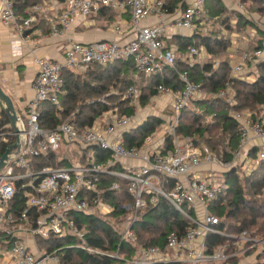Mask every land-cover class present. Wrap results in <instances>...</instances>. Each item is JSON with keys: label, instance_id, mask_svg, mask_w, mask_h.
Segmentation results:
<instances>
[{"label": "built area", "instance_id": "2783aa9c", "mask_svg": "<svg viewBox=\"0 0 264 264\" xmlns=\"http://www.w3.org/2000/svg\"><path fill=\"white\" fill-rule=\"evenodd\" d=\"M15 3V0H0L2 23L13 26L20 35H25L43 17L49 35L64 38L67 44L64 46V62L35 58L38 65L33 82L35 97L27 103L23 113L18 112L19 131L11 121L3 125L0 104V158L12 148L10 159L0 171L2 264H64L58 249L42 247L40 241L67 236L80 239L76 246L89 254L99 258H120L122 264H242L244 257L255 253L257 261H264V233L255 230L227 233L218 228L220 218L212 211L214 201L228 187L227 172L235 168L244 176H249L264 161V104L259 111L250 107L236 108L237 90L234 87V79L255 82L258 78L260 64L264 62V46L254 50L240 48V41L249 42L259 36L258 28L264 30V16L246 10L255 26L249 35H238L240 41L237 38L233 40L235 49L230 55L231 72L223 86L207 93L200 83L193 81L185 72L180 73L184 82L182 89L159 86L160 94L154 99L166 105L164 97L169 94L174 119L168 120V130L158 142L154 141L153 133L142 145L127 146L123 135L142 123L139 111L135 115H128L107 110L93 125L83 129L77 128L71 118L54 128H46L41 125L40 105L50 101L57 106L58 112L61 111L59 97L64 83V68L84 72L94 63L107 65L130 58L135 60L138 71L145 75L157 74L166 66H174L177 61L176 49L167 48L164 41L167 25L163 19L172 14L166 0H43L42 3L27 6L22 13H17ZM205 3L206 0H192L182 7L180 16L172 24L191 29L194 33L208 32L203 19ZM237 3L241 10L246 9L240 1ZM105 7L129 12L128 21L114 23L108 28L116 34L132 30L134 37L130 41L124 44L116 40L89 43L68 36V31L74 28L77 20L81 19L88 27L94 26L92 16ZM151 15H157L160 23L142 26L141 22ZM16 43L19 53L21 44L20 41ZM205 55L203 46L189 45L183 60L203 62ZM218 64L219 60L216 59L215 65ZM124 98L130 104L139 106L141 91L133 84ZM203 99L222 100L231 106L230 115L238 122L241 136L230 159L217 155L205 143L196 144L191 137L181 138L176 134L175 128L182 110L194 101ZM195 109L200 112L199 107ZM168 133L173 137V147L164 150ZM9 136L15 137L14 143L10 144ZM18 142L20 146L14 147ZM94 145L110 150L112 158L92 165L82 162L80 155ZM4 146L7 147L2 152ZM253 150L256 159L250 161ZM62 151L66 156H58V160L65 159L67 164L39 163L41 157ZM125 158L138 159L141 164L123 165ZM117 162L126 171L112 170L111 166ZM217 172L223 174V181L217 178ZM102 173L129 181L128 191L133 202L121 204L118 208L127 213L120 233L122 241L132 243L134 252L130 255H120V249L110 253L89 245L86 230L80 229L71 216L73 213L107 215L115 209L98 194ZM111 188L119 189L120 185L115 181ZM93 193L98 195L93 196ZM259 196L264 198L263 194ZM161 198L168 200L189 225L181 232L170 231L163 246L144 247L137 241L133 225L144 209L157 205ZM198 212L202 213L203 219L195 215ZM213 234L224 237L225 241L209 251L208 238Z\"/></svg>", "mask_w": 264, "mask_h": 264}, {"label": "trees", "instance_id": "16d2710c", "mask_svg": "<svg viewBox=\"0 0 264 264\" xmlns=\"http://www.w3.org/2000/svg\"><path fill=\"white\" fill-rule=\"evenodd\" d=\"M17 13H22L27 6L42 3L43 0H15ZM180 0H166L167 6ZM246 5L249 13L264 16V0H239ZM185 4V3H184ZM183 5V7H185ZM118 11L113 8H104L96 17H105V28L117 17ZM203 19L208 32H195L192 36H177L165 38L166 47L176 42L177 61L174 66H166L162 72L145 75L138 71L133 58L113 61L107 65L91 64L84 71L75 72L71 68L63 69V87L60 94L61 111L50 101L40 105L41 125L54 128L61 122L71 118V122L79 129L91 126L107 110H116L119 114L135 115L140 107H145L151 99L160 94L159 86L173 90L182 89L184 82L180 73H187L193 81L202 85L205 92L216 91L229 79L231 67L230 58L235 45L233 40H239L240 34L249 35L253 20L248 13L233 9L227 12L224 0H206ZM199 22V20L197 21ZM242 32V33H241ZM259 36L249 42H244L242 48L254 50L263 47L264 30L258 28ZM177 40V41H176ZM189 45L204 47L207 58L203 62L191 63L183 57ZM219 64L215 65V60ZM260 73L255 82L234 79L237 90L236 108H253L260 110L264 104V62L260 64ZM136 85L141 91L139 107L132 105L124 98L127 89ZM1 104V103H0ZM195 107L200 108L197 112ZM231 106L222 100H196L186 106L179 117L175 128L176 134L181 137H191L196 144L205 143L224 159H230L240 142V128L238 122L230 115ZM2 123L10 124V118L3 110ZM164 120L156 114L148 116L124 133V142L127 146H140L145 139L152 135ZM8 129V128H6ZM15 137L9 136L10 144ZM9 144V145H10ZM8 146V145H7ZM2 148V152L6 147ZM173 147V137L169 133L165 136L164 150ZM90 151V154H87ZM61 153L51 152L41 157V165H64L58 160ZM255 150L250 155H255ZM112 158L110 150L100 146H92L80 155V160L88 165L107 162ZM111 169L126 171L124 166L117 162ZM227 189L214 201L212 211L218 215V228L227 233L236 234L243 230H255L264 233V199L259 198L264 193V161L258 169L249 176H244L239 169H232L226 173ZM100 197L109 202L115 209L107 215L73 213L80 229L86 230L89 245L107 251L117 252L120 255H130L134 252L131 242L121 240V223L127 213L119 209L121 204H131L132 196L128 191L129 181L110 173L100 174ZM117 181L119 189H112V183ZM174 181V180H173ZM172 183V182H171ZM171 185V184H170ZM93 193V196H97ZM188 221L166 199L161 198L155 206L144 209L141 217L133 225L137 241L144 247L163 246L166 236L172 230L182 231L188 226ZM225 241L220 235H210L208 238L209 251ZM81 240L73 236L65 238H50L41 240L40 244L49 249H58L64 264H122L120 258L106 256L99 258L89 254L76 246ZM255 264H264L261 259Z\"/></svg>", "mask_w": 264, "mask_h": 264}, {"label": "crops", "instance_id": "0c3cea01", "mask_svg": "<svg viewBox=\"0 0 264 264\" xmlns=\"http://www.w3.org/2000/svg\"><path fill=\"white\" fill-rule=\"evenodd\" d=\"M191 1L192 0H180L176 2V4L172 2L168 6L172 14H168L163 19L165 25H167V34L165 35L166 38L171 39L177 36H192L194 34L193 30L191 29L178 26L177 24H172V22H175L176 18L180 16L183 5H187ZM234 2L237 3L236 0H234ZM117 11V17L112 20V22H110L108 27L114 23L120 24L121 22H126L130 19V14L128 11ZM177 11L179 12V15H175ZM92 18H94V26L88 27L84 24V22H82L81 19L77 20L74 28L68 31V36L72 39L82 42L90 43L99 40H116L120 44L130 41L134 37V32L132 30H129L124 34H116L109 28H105L104 25L107 23V19L105 17L99 18L92 16ZM160 21L161 19L157 15H151L147 19H144L141 22V25H156L160 23ZM31 30L32 31L26 33L25 35H20L17 29H15L13 26L6 25L0 21V85L3 87L6 93L12 97L19 113H23L27 103L35 97L33 82L38 70V65L35 62V58L42 57L53 61H65L64 46L67 44V40L61 37L49 35L48 27L45 26V19L43 17L41 18V21ZM240 40L241 39L239 38V41ZM16 41H20L21 44V50L19 53L16 51ZM244 42L245 41L243 40L240 41V48ZM171 47L176 49V42L171 43ZM205 58H207V53ZM72 70L77 72L75 69ZM139 109V115L142 119V122L148 116L156 114L155 111L154 113L152 112L153 110H148L146 106L140 107ZM157 114L160 115L159 113ZM163 125L165 124H162L153 134L155 142L159 141L160 137L167 129L166 126H168V124L165 125V129ZM162 130L163 133L159 134V132ZM88 152L90 154V151ZM60 153L61 154L59 156H66L64 151ZM62 162L67 164L65 159ZM138 165L139 164H133L131 166ZM0 264H2L1 259Z\"/></svg>", "mask_w": 264, "mask_h": 264}, {"label": "rangeland", "instance_id": "374dc122", "mask_svg": "<svg viewBox=\"0 0 264 264\" xmlns=\"http://www.w3.org/2000/svg\"><path fill=\"white\" fill-rule=\"evenodd\" d=\"M236 1L239 2V0H236ZM224 2L226 4V6H227V12H230L233 9H237V10H240L241 12H244V10H245V12L247 13L246 9L241 10V8L239 7L238 3H235L234 0H224ZM244 7L246 8V5L245 4H244ZM177 14L179 15V12L178 11L176 12L175 15H177ZM206 27L207 28H210V26H206ZM185 54H187V52ZM170 102H171L170 101V95L167 94L165 96V103H166V105L163 104L162 102L158 101L157 99L152 98L151 99V102L148 105H146V107L150 111L153 110L152 112L155 111L156 114L159 113L160 115H158V114L157 115L164 120L163 124L167 125V124H169L168 120L169 119H172V118L174 119V117H175L172 109L170 108ZM159 105H161V109H160V106ZM138 111H139V109H138ZM150 111H147V112H150ZM165 125H163L164 129H165ZM162 133H163V130L161 132H159V134H162ZM255 159H256V156L255 155H253V156L250 157V161H255ZM122 162L124 164H129V165L141 164V161L138 160V159H127V158H125V159L122 160ZM216 176H217V178L219 180H221V181L224 180V176H223L222 173L217 172L216 173ZM263 195H264V193H263ZM258 197L261 198L260 196H258ZM261 199H264V198H261ZM195 215L198 217V219H203V215H202L201 212H198ZM120 230H122V227L120 228ZM256 261H257V253L251 254V255H249L247 257H244V260H243V263L242 264H254Z\"/></svg>", "mask_w": 264, "mask_h": 264}, {"label": "water", "instance_id": "95a60500", "mask_svg": "<svg viewBox=\"0 0 264 264\" xmlns=\"http://www.w3.org/2000/svg\"><path fill=\"white\" fill-rule=\"evenodd\" d=\"M0 103L3 107V110L9 116L10 121L15 127L16 131H19V128L17 126V122H18L17 108L15 106L12 97L8 93H6V91L3 89L1 85H0ZM18 146H20L19 142L14 145V147H18ZM11 153H12V148L8 149L0 158V171L2 170L6 162L10 159Z\"/></svg>", "mask_w": 264, "mask_h": 264}]
</instances>
